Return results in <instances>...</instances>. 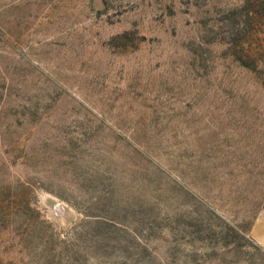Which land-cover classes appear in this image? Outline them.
<instances>
[{
  "label": "rangeland",
  "instance_id": "1",
  "mask_svg": "<svg viewBox=\"0 0 264 264\" xmlns=\"http://www.w3.org/2000/svg\"><path fill=\"white\" fill-rule=\"evenodd\" d=\"M264 0H0V264H264Z\"/></svg>",
  "mask_w": 264,
  "mask_h": 264
},
{
  "label": "crops",
  "instance_id": "2",
  "mask_svg": "<svg viewBox=\"0 0 264 264\" xmlns=\"http://www.w3.org/2000/svg\"><path fill=\"white\" fill-rule=\"evenodd\" d=\"M251 237L261 247H264V212L260 213L251 230Z\"/></svg>",
  "mask_w": 264,
  "mask_h": 264
}]
</instances>
